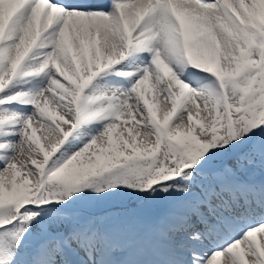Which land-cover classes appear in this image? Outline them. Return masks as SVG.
Returning <instances> with one entry per match:
<instances>
[{
    "label": "snow or ice",
    "instance_id": "1",
    "mask_svg": "<svg viewBox=\"0 0 264 264\" xmlns=\"http://www.w3.org/2000/svg\"><path fill=\"white\" fill-rule=\"evenodd\" d=\"M258 234L264 0H0V264H264Z\"/></svg>",
    "mask_w": 264,
    "mask_h": 264
},
{
    "label": "rangeland",
    "instance_id": "2",
    "mask_svg": "<svg viewBox=\"0 0 264 264\" xmlns=\"http://www.w3.org/2000/svg\"><path fill=\"white\" fill-rule=\"evenodd\" d=\"M262 238L264 239V234H263V235H262V234H258V240H259V239H262ZM220 264H222V259H221Z\"/></svg>",
    "mask_w": 264,
    "mask_h": 264
},
{
    "label": "bare ground",
    "instance_id": "3",
    "mask_svg": "<svg viewBox=\"0 0 264 264\" xmlns=\"http://www.w3.org/2000/svg\"><path fill=\"white\" fill-rule=\"evenodd\" d=\"M149 97L151 96V93H148ZM263 235V234H262ZM263 239V238H262Z\"/></svg>",
    "mask_w": 264,
    "mask_h": 264
}]
</instances>
